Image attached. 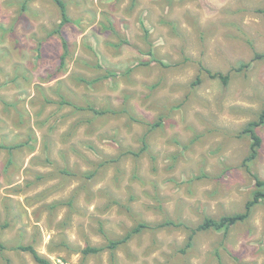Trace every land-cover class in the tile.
<instances>
[{
	"label": "rangeland",
	"instance_id": "obj_1",
	"mask_svg": "<svg viewBox=\"0 0 264 264\" xmlns=\"http://www.w3.org/2000/svg\"><path fill=\"white\" fill-rule=\"evenodd\" d=\"M64 1L60 69L55 2L0 0V264H38L19 245L52 264H113L79 250L140 222L171 225L134 234L114 264H264L263 203L187 248L264 180V123L256 158L243 134L264 111V0ZM74 194L73 210L43 208Z\"/></svg>",
	"mask_w": 264,
	"mask_h": 264
},
{
	"label": "trees",
	"instance_id": "obj_2",
	"mask_svg": "<svg viewBox=\"0 0 264 264\" xmlns=\"http://www.w3.org/2000/svg\"><path fill=\"white\" fill-rule=\"evenodd\" d=\"M53 1L59 7L60 12H61V16H62L61 23L59 24L58 28L54 32L60 34V36L62 37V45H63L64 53L60 57L61 63H60L59 68L64 69L65 65H66V59H67V56L69 54L70 45L63 35L62 28L65 25L69 24L71 21L67 15V6H66L65 1L64 0H53ZM25 8L26 7L24 6V9ZM261 12L264 13V9H262ZM207 73L209 74V76L211 78L221 80L224 85H227L228 82L230 81L229 75H224L222 73H214L213 74L210 71H208ZM80 81L81 82H87L84 79H80ZM81 110H83V109H81ZM88 110L92 111L93 113H95L97 115L105 114V111H98L91 106L88 107ZM263 123H264V111L260 115V118L258 121L250 123L243 130V134L249 135L251 140H252L251 156L249 157V160L256 158L258 155V149L261 147V139L259 138V136L257 134V129ZM147 125L150 126L151 130H154V129L161 126V121L154 122V123H147ZM15 147H19V146H15ZM147 147H148V145L145 143L144 148L140 152L135 153V152L130 150V151H126V153L134 154V155H136V157H139L141 155V153H143L147 149ZM10 149L12 150L13 147ZM119 161H120V159L116 158V159L110 160L108 162L117 164V163H119ZM63 173L66 175H69V173L66 171H63ZM90 177H91L90 175H87V178H90ZM255 179H256V186H255V190L253 192V199L246 204L245 212L242 214H236V215H226V216H223L219 219L206 217L202 223H200L197 227L191 229L190 235L188 237L187 248L192 245V240L197 233L205 232L208 230L227 232V231H229V229H231L236 224L243 222V221H246L249 218V216L252 212V209L257 204H259V203L264 204V180H261L259 177H255ZM22 191L23 190L21 189V187H15L12 189L13 193H21ZM37 197L40 198L41 195H38ZM75 197H76V194H74L72 196V198L70 200H68L67 202L64 201V202L53 203L50 205H45L43 208L49 209L51 212H54L57 209V207L67 205L70 209L73 210ZM113 203L114 204H121V201H119L117 199H113L111 201V204H113ZM168 225H171V223L165 222V223H161L160 225H157V226H151L149 223L140 222L132 230L127 232V234L125 236L119 237L116 239L108 238L106 236L104 230L101 228L100 231L105 234V237L107 240L106 244L99 246V247L87 245L84 249H81L79 251L82 253L84 258L91 256V255H98L104 251H109L111 253L112 261L115 263L117 260L116 251L119 248L125 246L131 240V238L133 237L134 234L142 233L146 229L156 230V229L168 226ZM65 246H67V245L65 244ZM6 249H7V247L3 243L0 242V251L3 252ZM15 249L18 251L30 253L32 255V257L34 258V260L38 264H52L48 259H46L42 255H40L39 252L36 250V248L33 245H19Z\"/></svg>",
	"mask_w": 264,
	"mask_h": 264
}]
</instances>
